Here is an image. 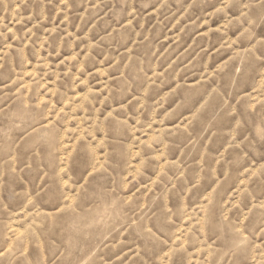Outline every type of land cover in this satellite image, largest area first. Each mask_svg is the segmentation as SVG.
Masks as SVG:
<instances>
[{"label": "rangeland", "instance_id": "obj_1", "mask_svg": "<svg viewBox=\"0 0 264 264\" xmlns=\"http://www.w3.org/2000/svg\"><path fill=\"white\" fill-rule=\"evenodd\" d=\"M0 264H264V0H0Z\"/></svg>", "mask_w": 264, "mask_h": 264}]
</instances>
